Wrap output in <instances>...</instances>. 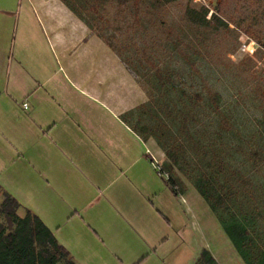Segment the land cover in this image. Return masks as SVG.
<instances>
[{
	"label": "rangeland",
	"instance_id": "obj_1",
	"mask_svg": "<svg viewBox=\"0 0 264 264\" xmlns=\"http://www.w3.org/2000/svg\"><path fill=\"white\" fill-rule=\"evenodd\" d=\"M95 1L98 11L87 9ZM211 1L217 14L204 19L191 0H78L135 74V89L120 80L112 96L105 85L103 98L80 99L99 139L58 148L40 142L43 175L31 167L36 147L25 161L10 145L14 134L2 137L0 185L77 264H196L204 249L215 264H245L190 178L204 173L231 185L264 249V0ZM245 41L254 53L242 50ZM7 52L0 44V58ZM59 63L26 65L30 74L46 66L47 77ZM9 64L0 62V102L22 150L30 110L3 91Z\"/></svg>",
	"mask_w": 264,
	"mask_h": 264
},
{
	"label": "crops",
	"instance_id": "obj_2",
	"mask_svg": "<svg viewBox=\"0 0 264 264\" xmlns=\"http://www.w3.org/2000/svg\"><path fill=\"white\" fill-rule=\"evenodd\" d=\"M0 44L3 50L10 52L2 56L0 62H9L11 66L3 91L12 105L17 98L26 100L24 104L30 110L26 117L31 124L23 135L27 140L25 149L20 150L17 141L24 143L18 126L5 121L10 111L0 102V142L4 141L5 133L14 134L17 139L10 145L25 161L28 147L33 150L36 147L31 167L42 175L40 142L58 148L62 144L76 146L88 138L99 139L98 126L87 120L88 110L77 105L80 99L103 98L105 85L108 86L107 96H112L120 80L128 90L130 86L133 90L136 87L135 74L121 61L119 53L65 0H0ZM13 62H16L14 69ZM29 62L62 63L46 77L44 72H48V68L44 65L30 74L26 65ZM7 70L10 69L7 68L6 73ZM125 125L133 135H138L131 126ZM2 169L1 166L0 171ZM18 201L21 217L27 211L34 213L26 203Z\"/></svg>",
	"mask_w": 264,
	"mask_h": 264
},
{
	"label": "trees",
	"instance_id": "obj_3",
	"mask_svg": "<svg viewBox=\"0 0 264 264\" xmlns=\"http://www.w3.org/2000/svg\"><path fill=\"white\" fill-rule=\"evenodd\" d=\"M65 2L93 29L82 10L75 6L74 3L78 0H65ZM87 9L98 11V3L93 2ZM202 9L205 19L208 10ZM219 98V95L215 94L214 102H218ZM144 128L147 129V140H149L148 138L153 134L146 126L141 125V129ZM165 150L171 163L178 164L176 155ZM190 178L199 194L209 204L245 264H264V249L257 245L256 239L252 236L247 214L243 213L236 204L237 194L231 185L228 182L221 183L212 173ZM0 198L2 199L0 216L3 218L0 222V264H77L68 249L58 241L54 232L39 216L31 211H27L24 217L19 215L18 211L21 207L19 201L9 193L3 192L1 186ZM215 263L216 259L211 251L204 249L196 264Z\"/></svg>",
	"mask_w": 264,
	"mask_h": 264
},
{
	"label": "built area",
	"instance_id": "obj_4",
	"mask_svg": "<svg viewBox=\"0 0 264 264\" xmlns=\"http://www.w3.org/2000/svg\"><path fill=\"white\" fill-rule=\"evenodd\" d=\"M191 1L194 5L207 9L209 17H212L215 13L217 14V11L215 10L214 6L212 5L211 0H191ZM253 44H251V42H249V41H245L242 44V50L254 53L256 51V49L253 48ZM24 105L27 106V104H24ZM158 169H159V174L162 175L161 168L159 167ZM167 179H168V176H167Z\"/></svg>",
	"mask_w": 264,
	"mask_h": 264
}]
</instances>
